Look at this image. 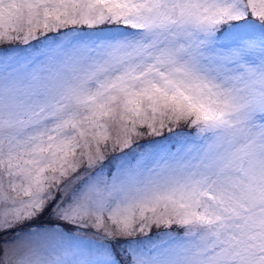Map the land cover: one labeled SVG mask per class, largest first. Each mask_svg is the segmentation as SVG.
Wrapping results in <instances>:
<instances>
[{"label": "snow or ice", "instance_id": "snow-or-ice-1", "mask_svg": "<svg viewBox=\"0 0 264 264\" xmlns=\"http://www.w3.org/2000/svg\"><path fill=\"white\" fill-rule=\"evenodd\" d=\"M0 264H264V0H0Z\"/></svg>", "mask_w": 264, "mask_h": 264}, {"label": "rangeland", "instance_id": "rangeland-1", "mask_svg": "<svg viewBox=\"0 0 264 264\" xmlns=\"http://www.w3.org/2000/svg\"><path fill=\"white\" fill-rule=\"evenodd\" d=\"M165 136H167V132H165ZM155 140L156 144L154 146H163L168 143L167 140L161 139L160 137H146L140 141L141 144H148L149 141ZM155 229H153V233H155ZM81 239L88 241L91 239L90 234H85L81 237Z\"/></svg>", "mask_w": 264, "mask_h": 264}]
</instances>
